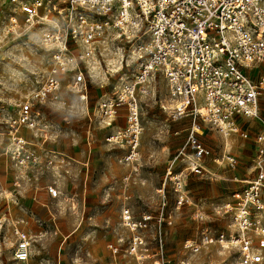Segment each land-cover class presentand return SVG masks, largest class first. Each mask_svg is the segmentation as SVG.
<instances>
[{
  "label": "rangeland",
  "instance_id": "rangeland-1",
  "mask_svg": "<svg viewBox=\"0 0 264 264\" xmlns=\"http://www.w3.org/2000/svg\"><path fill=\"white\" fill-rule=\"evenodd\" d=\"M50 1L49 8L62 6L59 0ZM52 11L49 20L29 25L18 5L0 0V264H18L13 257L18 220L31 239V264H58L63 240L60 264H106L110 242L119 244L120 260L129 263L135 256L129 253L133 232L122 218L126 207L135 219L153 216L148 227L139 230L146 240L141 248L148 255L144 264L181 260L239 264L236 248H225L207 237L215 238L224 226L235 229L225 206L233 200V192L243 187L235 178L255 173L252 140L261 129L259 120L250 128L249 138L233 134L228 140L200 117H173L175 101L167 78L158 71L145 83L150 92L138 91L142 132L137 160L119 161L127 154V146L107 140L113 131L126 126V111L119 109L112 124L106 125L98 102L112 96L123 78L136 73V45L147 40L143 28L129 37L106 28L93 41L94 52L84 64L86 74L99 83L90 87L88 106L69 88L71 72L60 75L66 105L34 103V109L51 124L48 147L67 157L65 162L57 159L52 165L41 162L23 169L4 154L8 121L44 82L57 48L45 45L42 38L45 31L56 29L58 14ZM46 12V8L41 10ZM195 121L203 131L196 134L197 141L210 150L201 173L188 169V157L182 153L194 151L189 134ZM30 134L29 139L39 140L35 130ZM225 153L236 156L235 168L222 158ZM49 185L59 189L58 196L49 194ZM187 240H196L200 248H186Z\"/></svg>",
  "mask_w": 264,
  "mask_h": 264
},
{
  "label": "built area",
  "instance_id": "built-area-1",
  "mask_svg": "<svg viewBox=\"0 0 264 264\" xmlns=\"http://www.w3.org/2000/svg\"><path fill=\"white\" fill-rule=\"evenodd\" d=\"M59 1L61 7L53 4L49 8L50 0H10L21 8L29 25L39 19L49 20L52 10L57 12L56 29L47 30L42 36L45 45L57 48L44 82L21 102L16 117L9 119V142L4 154L23 169L41 162L52 165L57 159L65 162L67 157L48 147L51 124L34 109V103L66 105L67 99L60 93V75L71 72L68 86L78 101L88 106L90 87L99 83L92 74H86L84 64L94 52L93 41L106 28L116 29L122 37L143 28L142 35L147 40L136 45V73L132 78H123L112 96L98 102V112L106 125L112 124L119 109L126 111V126L107 140L127 146V154L119 161L137 160L142 132L138 91L149 92L145 83L158 71L167 78L175 101L173 117H200L225 137L236 134L243 139L250 137V128L259 119L261 129L252 140L255 173L238 179L243 187L233 192V200L225 206L232 213L235 229L224 226L207 241L236 248L239 264H264V0ZM44 8L47 12L42 14ZM78 45L84 49L78 51ZM34 130L40 136L38 141L26 135ZM197 133L193 126L189 134L193 153H182L188 157V169L201 173L210 150L197 141ZM224 157L230 167L237 165L235 155L222 154ZM179 184L181 187L180 181ZM48 192L53 197L60 193L55 185H49ZM198 215L202 213L198 211ZM152 217L147 214L138 220L129 207L123 209V223L133 232L129 253L135 258L122 262L119 244L110 242L106 245V264H144L148 255L141 248L146 240L139 230L148 227ZM17 223L20 225L15 224L14 228L18 240L13 257L27 264L32 243L20 220ZM185 247L196 251L200 243L187 240ZM175 264L186 263L181 260Z\"/></svg>",
  "mask_w": 264,
  "mask_h": 264
},
{
  "label": "bare ground",
  "instance_id": "bare-ground-1",
  "mask_svg": "<svg viewBox=\"0 0 264 264\" xmlns=\"http://www.w3.org/2000/svg\"><path fill=\"white\" fill-rule=\"evenodd\" d=\"M148 90V89H147ZM149 91V90H148ZM150 92V91H149ZM149 92H147V93H144V94H148ZM171 105H173V104H171ZM178 118H183L182 116H180V117H178ZM257 120H259V119H257ZM260 121V120H259ZM194 128H195V130L198 132V133H201V132H203L202 131V129H201V126H200V124L197 122V121H195L194 122ZM228 137V136H227ZM228 140H229V137L227 138ZM225 156H226V153H225ZM236 167V166H235ZM234 167V168H235ZM20 168V167H19ZM239 178H235V180H238ZM229 248H231V247H229ZM30 258H31V256H30ZM30 258L28 259V263L27 264H31L30 263ZM156 262H158V261H156ZM18 264H24V263H21V262H17Z\"/></svg>",
  "mask_w": 264,
  "mask_h": 264
},
{
  "label": "crops",
  "instance_id": "crops-1",
  "mask_svg": "<svg viewBox=\"0 0 264 264\" xmlns=\"http://www.w3.org/2000/svg\"><path fill=\"white\" fill-rule=\"evenodd\" d=\"M99 101H100V100H99ZM116 131H117V130L113 131L111 134L115 133ZM27 133L30 134V131L26 132V135H27ZM111 134H110V135H111ZM27 136H28V137H31V134H30V136H29V135H27ZM108 136H109V135H108ZM106 138H107V137H106ZM31 140H32V139H31ZM33 141H34V140H33ZM53 150H55V149H53ZM56 151H57V150H56ZM17 183H18V182H17ZM66 238H67V237L65 236L64 239H66ZM63 244H64V240H63V242L61 243V245H60L59 248H58V249H59V254H58V255H59L60 258H61L60 248H61V246H62Z\"/></svg>",
  "mask_w": 264,
  "mask_h": 264
}]
</instances>
